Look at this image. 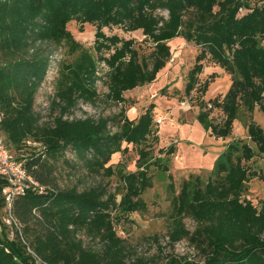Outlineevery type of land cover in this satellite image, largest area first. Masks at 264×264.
I'll use <instances>...</instances> for the list:
<instances>
[{
    "label": "trees",
    "instance_id": "obj_1",
    "mask_svg": "<svg viewBox=\"0 0 264 264\" xmlns=\"http://www.w3.org/2000/svg\"><path fill=\"white\" fill-rule=\"evenodd\" d=\"M71 22L81 32L85 25L96 28L95 50L109 69L105 99L113 104L133 106L125 92L157 80L173 58L171 40L182 37L199 48L185 89L187 96L196 94L199 122L216 139H228L245 107L246 137L229 142L207 180L191 174L177 192L169 175V244L187 241L202 260L172 255L165 264H264V200L254 204L246 195L252 179H264L248 165L264 156V127L253 116L256 109L264 113V0H0V109L5 114L0 133L43 187L14 199L18 227L12 238L0 232V264H150L144 257L128 255L116 225L147 211L143 195L153 180L143 168L169 172L167 162L177 148H162L160 157L151 160L159 143L154 104L135 119L125 108L99 119L65 118L81 101L93 104L100 99L95 63L68 29ZM115 27L125 33L140 31L152 51L142 54L134 39L104 31ZM39 43L65 45L71 54L80 53L75 64L61 71L51 103L60 113L50 124H41L35 110L45 70L41 62L26 58ZM210 58L231 76V84L225 94L207 100L217 76L201 77ZM215 110L223 116L219 121L211 117ZM131 147L139 157L137 170L121 176L120 200L102 187L79 191L57 181L58 162L66 153L76 158L64 159L70 167L82 164L91 174L111 178L116 157ZM6 186L0 180L1 219L6 215ZM187 219L195 223L193 230ZM81 233L101 242L104 250L87 247Z\"/></svg>",
    "mask_w": 264,
    "mask_h": 264
},
{
    "label": "rangeland",
    "instance_id": "obj_2",
    "mask_svg": "<svg viewBox=\"0 0 264 264\" xmlns=\"http://www.w3.org/2000/svg\"><path fill=\"white\" fill-rule=\"evenodd\" d=\"M163 14L167 17L168 13L163 12ZM84 27V32H81L76 22H71L68 25L74 38L83 46L95 63V86L100 99H97L93 104L81 101L70 113L65 115V118L92 117L99 119V117L117 114L125 108L126 112L129 110V117L133 119L144 113L150 104H154V118L155 120L162 119V123L156 125L159 143L155 145L151 160L154 161L160 157L159 150L162 148H167L172 144L177 148L176 153L170 156L167 162L169 172H164L157 166L151 165L150 169V165L144 166L143 170H147L153 180V187L143 195L148 209L144 213L129 215L127 219L121 217L120 223L116 225L117 233L125 239L128 255L132 259L144 257L150 264H165L173 255L186 256L190 260L201 261L199 253L187 241H181L174 246L169 244V221L167 218L171 210L169 185L173 181L178 192L183 180L191 174L199 175L203 180H207L211 176L216 161L221 158L224 152L223 147L226 145L224 141L228 143L231 139L246 137L247 109L241 107L233 135L229 140L224 139L223 141L210 135V132L198 120L199 108L196 104L195 92L192 93V96L185 94L188 74L199 56V48L193 43H188L182 37H177L169 42L175 61L167 63L153 84L143 88L140 94L130 96L129 101L134 102L133 107L129 103L125 105L109 103L105 99V95L108 93L106 81L109 69L102 66L95 50L96 28L91 25ZM104 31L108 35L118 34L121 37L134 39L136 47L142 54H149L152 51L151 42L144 41L145 37L140 31L125 33L117 27L110 30L105 28ZM79 56L80 53L71 54L65 45L56 46L48 43H39L34 47V51L27 55V59L41 62V66L45 70L44 79L39 84L35 104V110L42 116L41 124H50L59 115L60 109H54L51 103L61 79V71L65 66L75 64ZM205 64L208 66L204 70L205 75L217 73L215 81L211 83L207 91L206 99L208 100L228 91L231 76L222 67L216 65L211 58L205 61ZM201 77L205 79V77ZM253 116L264 127V113L256 109ZM211 117L219 121L223 116L220 111L215 110ZM26 149H29V145H25L24 151ZM15 154L19 153L15 152ZM138 158L136 149H132V147L127 154L117 156L115 160L116 166L118 164L116 174L108 178L103 175L91 174L82 164L70 167L64 159L74 161L76 158L66 153L65 158L58 162L57 181L63 188L76 187L79 191L102 187L109 194H118V200H120V193L123 191L121 176L137 170ZM152 161L148 163L150 164ZM248 165L251 169L264 175V156L256 157ZM170 174L173 177L172 181L169 177ZM246 192L247 197L254 204L264 200V179H252L247 185ZM2 223L9 228L5 229ZM186 224L191 230L195 227V223L191 219H187ZM0 232L12 238L14 225L7 224L3 218L0 220ZM79 236L87 247L99 252L104 250L101 242L91 240L84 233Z\"/></svg>",
    "mask_w": 264,
    "mask_h": 264
},
{
    "label": "built area",
    "instance_id": "obj_3",
    "mask_svg": "<svg viewBox=\"0 0 264 264\" xmlns=\"http://www.w3.org/2000/svg\"><path fill=\"white\" fill-rule=\"evenodd\" d=\"M174 62V59H171ZM103 67H107L105 62H101ZM211 107V106H210ZM5 118L4 112L0 109V125ZM162 119L156 120V125H160ZM29 145L32 142H28ZM0 180L6 182V187L3 190L4 197L6 199V215L4 221L7 224H11L18 227V222L12 213L13 201L16 197L24 195L31 189L43 187L39 186V183L29 174L28 170L22 162H20L14 153H12L5 145L3 136L0 133Z\"/></svg>",
    "mask_w": 264,
    "mask_h": 264
},
{
    "label": "crops",
    "instance_id": "obj_4",
    "mask_svg": "<svg viewBox=\"0 0 264 264\" xmlns=\"http://www.w3.org/2000/svg\"><path fill=\"white\" fill-rule=\"evenodd\" d=\"M174 59V58H173ZM207 68H205V70H206ZM213 73H215V72H213ZM207 75H210V73L209 74H207ZM207 75H205V73H203V77H206ZM148 86V85H147ZM146 86H143V87H138V88H136V89H134V90H131V91H127V92H125V97L127 98V99H130V96H135V95H138V94H140V92H141V90L143 89V88H145ZM225 94V93H224ZM131 107H133V106H131ZM129 110H127V115H128V117H129V112H128ZM139 117V116H138ZM138 117H135V118H138ZM130 118V117H129ZM135 118H133V119H135ZM132 119V118H131ZM221 140H223L224 141V139H221ZM227 140H229V138L227 139ZM233 139H231V141H232ZM230 141V142H231ZM225 143H226V145L223 147V149L225 150L226 149V147H227V145H228V143L226 142V141H224ZM117 158V157H116ZM116 160V159H115Z\"/></svg>",
    "mask_w": 264,
    "mask_h": 264
}]
</instances>
